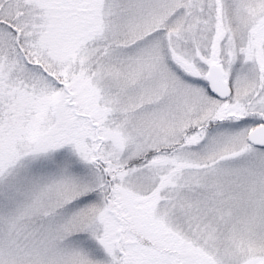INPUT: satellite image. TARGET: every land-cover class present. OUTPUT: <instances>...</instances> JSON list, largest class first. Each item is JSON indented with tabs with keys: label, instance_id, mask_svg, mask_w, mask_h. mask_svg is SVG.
Returning <instances> with one entry per match:
<instances>
[{
	"label": "snow or ice",
	"instance_id": "1",
	"mask_svg": "<svg viewBox=\"0 0 264 264\" xmlns=\"http://www.w3.org/2000/svg\"><path fill=\"white\" fill-rule=\"evenodd\" d=\"M0 264H264V0H0Z\"/></svg>",
	"mask_w": 264,
	"mask_h": 264
}]
</instances>
